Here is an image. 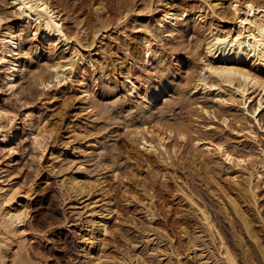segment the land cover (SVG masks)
Here are the masks:
<instances>
[{
	"label": "bare ground",
	"instance_id": "bare-ground-1",
	"mask_svg": "<svg viewBox=\"0 0 264 264\" xmlns=\"http://www.w3.org/2000/svg\"><path fill=\"white\" fill-rule=\"evenodd\" d=\"M5 1L10 5L11 12L9 15L0 12V21H2L0 22V86L3 84L12 95H15V92L22 87L19 86V82L27 74H30V78L36 82L35 84L42 92L51 94L48 99L49 103L57 91L67 85V81L80 76L81 92L77 100L85 104L93 118L92 121L98 123L101 119L100 116H103L102 112H105L102 109V102L106 100L108 102V99L117 93L124 94V98H126L119 101L120 107L129 105L134 107V102H139L141 103L140 112L150 116L151 111L157 109L165 97H173L177 110L185 112L192 109L193 105H198L197 102H192L189 96L198 94L207 97L214 94V98H218L216 94L218 90L231 89V92L240 100L234 97L227 100L217 99L215 103L221 111L201 105L192 109L195 110L196 115L189 113L190 116H187L186 113L185 116L180 112L178 118L171 123H167V120L164 121V119L136 121L134 129L129 132V138L138 150L159 158L166 167H171L172 160L178 159L181 155L180 146L177 147L176 144L182 147L187 146L193 152L189 159H192V163L199 165V169L211 172L216 171L219 166L239 191L251 196L253 200L255 199V191L264 185L262 173L264 164L262 165L261 160H264V149H260L257 155L246 149L237 150L224 137L235 133L241 135V138L247 139L249 144L259 146L258 136L253 128L247 124L241 125L242 123L236 119L230 120V117L247 115L257 123L258 117L264 112V2L259 4L257 0H201L207 10L199 9L196 12L194 9H177L168 6L166 0L158 3L155 7L150 0L142 11L136 10L135 6L126 9L127 11L122 14L121 19L126 18L128 14H134L138 21L145 23L142 31L138 34L140 37L139 47L143 54H141V50L136 49L137 47L132 54H127L129 69H133V72L123 74V77L120 75L122 82L119 83L120 81L109 73L108 67L97 66L94 58L83 52L84 47L79 37L82 32L84 33V29L81 28L77 32L70 33L65 26L66 17L51 7L49 1ZM227 2L230 10L229 17L223 11L218 10L221 4ZM248 5H252V7L249 8ZM103 8L102 5L93 8V15L96 18L103 16ZM155 18L158 19L155 22L157 31L152 29L153 24L148 23ZM12 19L17 21L16 26H13ZM118 21L120 22V20ZM119 22L116 23L117 26ZM114 27L116 26L114 25ZM111 28L112 25L106 20L104 23H100L99 27H96V31H93L90 47L92 48L97 38L107 34ZM27 32H32L31 40L24 38ZM163 34L168 37V42L177 39L175 48L168 47V49L164 45L161 39ZM192 36L204 38V52L209 58L204 69L211 82H207L201 75H190L184 85H176L172 80L178 77L180 67L186 68V72H189L191 68L188 64L190 60L185 59L184 46L186 39ZM41 43H47L54 54L62 50L71 59L49 68H39L38 64L42 59L44 60L45 56ZM122 62L124 63L125 60L123 59ZM243 63H248L250 67H243ZM80 64L85 65L86 68L84 66V68H80ZM212 68H230L238 71L237 74L231 76H217L210 71ZM85 69H87L86 71L91 70L90 82H86L88 74ZM252 91H259L263 96L258 100L257 105L249 111L248 104L251 102ZM25 108H27V124L29 129H32L37 109H30L26 105ZM206 119L210 123L201 125L200 129L194 127L198 120ZM3 122L6 124L3 125ZM21 136L22 131L17 115L3 108L0 95V145L12 151ZM50 136L51 132L40 129L33 135V140L35 144L42 147ZM80 137L81 134L77 135V139ZM97 142L98 140L90 139L77 146L74 150L77 158H96ZM56 154L57 148H54L51 156L54 157ZM112 159L114 160V157ZM113 160L111 164L114 165ZM134 162L135 164L132 165L138 168L148 165L146 161L139 158ZM109 167L111 166L109 165ZM74 168L64 176L62 196H65L72 206H81L80 211H83H81L83 215L77 224L79 223L81 231L79 239L82 243L81 250L85 264H103L102 259H107V257L102 252L106 250L104 247H108L104 243L107 241L105 237L112 234L109 218L115 210L111 199H108L109 191L100 180L90 179V173L83 163H79ZM132 177L135 178L136 175L132 173L131 177L127 176L123 179L135 184ZM222 188L217 186L216 191L227 200L237 223V226L233 225L255 241L251 226L242 215L238 201L232 197L229 190ZM143 192L149 198L148 200L153 199L151 190L143 189ZM127 195L124 194L122 197L129 204L132 197L128 198ZM192 197L190 194H186L184 199L196 208L203 231L192 233L191 225L185 223L188 217L183 216L182 211L176 212L178 222L175 221V225L181 229V233L186 239V247L182 250L189 261H192V264H209V258H207L209 255L213 258L214 264H240V259L250 261L252 258L247 250H242L240 259H236L235 254L220 237L221 235L210 220L208 213L205 209L199 208ZM29 199V196L23 195L20 188L14 187L9 179L0 177V264H50L54 260L53 254H49V251L47 252L46 248L42 247L43 242H47L52 249L54 248V241L49 238L54 233L53 225L44 227L39 225L36 219L34 222L29 221L31 216L29 217L27 211L28 206L23 205L27 204ZM149 204L152 206L144 207V205L143 208H140L147 216L150 227L159 224L156 220L162 214L155 213L153 200H150ZM22 205L25 206L24 210ZM149 234L145 239L148 245L155 247L153 253L158 259L156 264H183L179 258L182 255H180L178 245L173 237L164 238L155 229L150 230ZM201 234H206L212 243L215 242V238L218 239L217 256L207 243L206 245L201 244ZM243 247L244 245L240 248ZM207 251L209 252L208 256L206 255ZM166 257H168V263H164L167 260ZM261 257L264 262L263 252ZM120 261L124 264H133L131 257H128L126 262ZM140 263L145 264L143 261Z\"/></svg>",
	"mask_w": 264,
	"mask_h": 264
},
{
	"label": "rangeland",
	"instance_id": "rangeland-1",
	"mask_svg": "<svg viewBox=\"0 0 264 264\" xmlns=\"http://www.w3.org/2000/svg\"><path fill=\"white\" fill-rule=\"evenodd\" d=\"M47 1H49L51 7L60 11L66 17L65 26L70 33L77 32L81 28L84 29V33L82 32L79 37L85 49H83V52L91 55L97 62V66L104 65L108 67L109 73L116 80H119V83L122 82L120 75L123 77V74L133 72V69H129V63L127 62L128 55L133 53L135 47L141 50L138 34L142 31L145 23L138 21L134 14H128L124 19L120 17L127 11L126 9L132 6H135L136 10L142 11L150 0ZM166 1L168 6L177 9H194L196 12L199 9L202 11L207 10L204 2L201 0ZM160 2H165V0L151 1L155 7ZM263 2L264 0H257L259 4ZM98 5H102V8L104 7V12L102 13L104 17L96 18L93 15V8ZM220 6L218 10L223 11L229 17V3H223ZM0 12L6 15H9L11 12L7 1L0 0ZM105 20L112 25V28L107 34L98 37L91 48L90 41L92 35L96 31V27H99L100 23H104ZM154 20L148 23L153 24L151 26L152 29L157 31L155 22L158 19L155 18ZM117 22H119L118 26L116 25ZM12 23L14 24L13 26L17 25L15 19H12ZM24 38L31 40L33 38L32 32H27ZM161 39L167 48H175L178 42L177 39L168 42L166 34H163ZM203 39V37L197 38L195 36L186 39L184 54L186 55L185 59L190 60L188 64L189 68H191L189 72H186V68L180 67L178 77L172 80L176 85H184L190 75H201L207 82H211L204 69L209 58L204 52ZM41 47L45 56L43 57L44 60L42 59L38 64L39 68H49L57 63H63L71 59L62 50L54 54V51L47 43H41ZM141 54H143L142 50ZM123 59L125 60L124 63L122 62ZM79 66L80 68L85 67L83 64ZM243 67L249 68L250 66L248 63H243ZM86 72L88 74L86 82H90L92 78L91 70ZM30 77L31 75L27 74L19 82V86L21 85L22 87L15 92V95L10 94L3 84L0 86L3 108L17 115L22 131V136L17 140L12 151L0 145V173H2L0 177L9 179L14 187L20 188L23 195L29 196L28 203L23 205L28 206L27 211L29 217L31 216L30 222H34L36 219L39 225L44 227L53 225L54 233L49 238L51 241H54V248L52 249L47 242H43L42 244V247L46 248L49 254H53L52 257L56 260H53L50 264H85L81 250L82 243H80L79 239L81 231L79 230V223L77 224L83 215V211H80L81 206H75V208L65 196H62V181L65 179L64 176L71 169L74 170V167H77L79 163L85 165L87 171L90 173V179H99L106 187V190L109 191L108 199H111L115 210L109 218L112 234L105 237L107 241L104 242L108 247H104L106 250L102 252L103 255L105 253L107 259L109 258V261L103 258V264H124L120 260L126 262L128 257L132 258L133 264H141L140 262L142 261L145 264H156L158 259L156 254L153 253L155 247L148 245L145 239L151 234H149V231L154 229L164 238L170 239V237H173L175 243L178 245L176 246L180 251L179 253L182 255L179 257L182 263L192 264V261H189L182 250V248L186 247V239L182 235L181 229L175 225L178 222L176 212L182 211V215L188 217L189 220L186 219L185 223L191 225L192 233L202 232L203 226L200 218H198L199 215L196 208L184 199L186 194L193 196L192 198L199 208L205 209L219 235H221L220 237L223 239L225 245L235 254L236 259H240L242 250L248 251L252 259L248 262L240 259V264H264L261 257V253L263 252L264 254V185L255 191L254 201L251 196L239 191L233 185L230 177L219 166L216 171L211 172L199 169L200 166L192 163V159H189L190 154L192 155L193 152L187 146L182 147L176 144L177 147L180 146V152L183 156L180 155L178 159H173L172 166L166 167L165 163H161L159 158L141 152L131 142L129 132L134 129L136 121L145 122L146 120L159 121L160 119H164V121L167 120V123H171L174 119L178 118L181 111L177 110V106H174L173 97H165L158 108L152 110L149 116L140 112L139 107L141 103L139 102H134V107L130 105L123 108L120 107L119 101H123L126 98H124V94L117 93L108 99V102L107 100L102 102V109L105 112H102L101 115L103 116H100V121L94 123L85 104L77 100L81 92V86L79 85L80 76L67 81V85L57 91L54 96L55 99L53 98L49 103L48 99L51 97V94L42 92L37 84H35L36 82ZM216 94L218 98H214V94L207 97L198 94L196 96H189L192 102H197L196 104H198L193 105L191 108L195 109L198 106L207 105L214 110H220L215 103L217 99L227 100L232 97L239 99L229 88L218 90ZM262 96V93L259 91H252L251 102L248 104L249 111L257 105L258 100ZM25 105L29 106L30 109H37L32 129H29L27 124V108H25ZM149 109L151 108L149 107ZM192 109L186 110L187 112H181V114L185 116L187 114V116L196 115L195 110ZM151 114L153 115L151 116ZM234 117L232 118L231 116L230 120L236 119L242 123L241 125L247 124L253 128L258 136L259 146L249 144L247 139L241 138V135H236L235 133H230V137L224 135V139L229 144L234 145L237 150L246 149L257 155L260 149H264V112L258 117V124L247 115H236ZM208 123L210 122L207 119L198 120L194 127L200 129L201 125ZM5 124L3 122V125ZM40 129L51 132V136L42 147L35 144L33 140V135ZM76 133L77 135L81 134V139H77ZM90 139L98 140V146L95 148L97 150V157L94 159L77 158L74 151L75 148ZM54 148H57L55 158L51 156ZM113 157L114 160L112 159ZM138 158L146 161L148 165L139 168L134 167L132 164H135L134 160ZM111 159L115 162L114 165L111 164ZM261 160L263 165L264 160ZM62 171L64 172L62 173ZM132 173L136 175L135 178L132 177L135 180L133 181L135 184L129 183L127 179H123L127 176L128 178L131 177ZM262 173L264 176V171ZM217 186L223 187V190H229L232 197L238 201L240 209H242V215L251 226L255 241L247 237L238 227L235 228L237 226L236 219L230 210L227 200L223 198L221 193L216 191ZM142 188L151 190L153 199L150 198V200H153L155 213L162 214L156 220L159 224L151 225V228L148 226L147 216L141 210L144 205V207H149L150 205V200L144 195ZM124 194H128V198L132 197L129 204L122 197ZM23 205L22 209L24 210L25 206ZM200 237H202V240H200L201 244L206 245L207 243L211 251L217 256L218 239L216 240L215 238V242L212 243L206 234H201ZM107 242L112 244H108ZM240 245H244V249H241ZM160 246L163 247L162 244ZM107 252H110L109 255H107ZM206 255H209L208 251ZM207 258H209V264H214V260L210 255ZM166 259L164 263H168V257Z\"/></svg>",
	"mask_w": 264,
	"mask_h": 264
},
{
	"label": "snow or ice",
	"instance_id": "snow-or-ice-1",
	"mask_svg": "<svg viewBox=\"0 0 264 264\" xmlns=\"http://www.w3.org/2000/svg\"><path fill=\"white\" fill-rule=\"evenodd\" d=\"M248 7L251 8L252 5H248ZM0 22H2V21H0ZM210 71H212V73L214 75H217V76H231V75L237 74L238 70L230 69V68H219V69L212 68V69H210ZM5 115H7V114H5Z\"/></svg>",
	"mask_w": 264,
	"mask_h": 264
}]
</instances>
